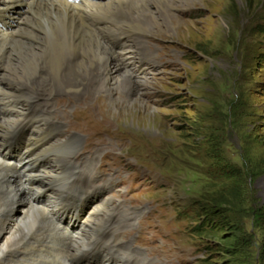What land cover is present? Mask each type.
I'll use <instances>...</instances> for the list:
<instances>
[{
  "label": "rangeland",
  "instance_id": "1",
  "mask_svg": "<svg viewBox=\"0 0 264 264\" xmlns=\"http://www.w3.org/2000/svg\"><path fill=\"white\" fill-rule=\"evenodd\" d=\"M165 2L150 8L157 17L169 9L174 35L143 15L146 37L127 38L129 51L116 55L127 73L120 87L103 81L102 64L84 88L58 90L48 77L31 87L33 115L59 112L64 135L81 139L76 164L83 161L87 180L65 202L83 204L94 190V210L114 207L94 218L114 223L108 239H119L130 264H264V0H188L183 9ZM69 42L61 45L71 53H61L75 64L58 57L61 76L86 59ZM83 108L108 127L88 117L69 131L66 121Z\"/></svg>",
  "mask_w": 264,
  "mask_h": 264
},
{
  "label": "bare ground",
  "instance_id": "2",
  "mask_svg": "<svg viewBox=\"0 0 264 264\" xmlns=\"http://www.w3.org/2000/svg\"><path fill=\"white\" fill-rule=\"evenodd\" d=\"M154 1L0 0V264H130L129 258L127 261L119 252V239L114 243L108 239L114 223L105 224L106 218H94L97 214L109 218L114 212L112 206L106 209L99 205L94 210L95 199L99 201L101 198L100 195L97 197L98 192L88 191L87 201L78 208L74 204L70 209L58 206L63 192L75 190L86 179L82 172L83 161L76 164L81 139L77 135H64L59 112L33 115L39 107L37 93L31 87L37 82L43 83L45 77L58 90H70L78 85L83 87L85 82L81 81L92 77L90 72L94 71L95 64L104 66L103 81L113 88L120 87L127 73L124 72L125 64L122 66L116 62V55L129 51L127 38L141 40L146 37L140 32L141 28L146 31L144 25L148 24L143 15L154 21L159 33L174 35L176 26L170 20L169 9L164 17L154 16L150 8ZM165 3L176 8L172 4L175 3L183 9L188 0H166ZM125 25L136 29L127 32ZM93 31L99 34L100 41L93 35H84ZM74 40L77 42H74L73 50L81 51L86 59L78 60L80 62L72 72L61 76L58 57L61 56L65 65L75 64L72 56L69 58L61 53H71L61 44L69 41L72 44ZM7 78L14 82L33 83L29 87L15 83L14 86ZM117 102L114 100L109 106L119 116ZM88 117L95 124L107 126L102 119L98 120L93 108H83L74 111L73 117L66 121L67 128L71 131L77 122H85ZM85 130L80 128V131ZM46 133L54 136L55 143L51 145L53 139L48 137L42 142L40 136ZM18 137L27 142L21 149L19 145L13 147L11 142ZM22 155L26 156L27 164L41 165L38 171L30 173L24 166H17ZM53 189L55 193L51 192ZM90 213L93 214L89 220ZM122 215L120 213L117 217ZM128 220L126 218L124 227ZM119 232L120 229H115L114 234ZM101 247L107 252H101ZM112 254L115 258L110 257Z\"/></svg>",
  "mask_w": 264,
  "mask_h": 264
}]
</instances>
